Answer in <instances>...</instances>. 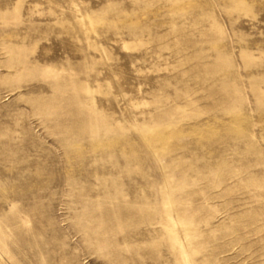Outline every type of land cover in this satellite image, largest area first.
I'll return each instance as SVG.
<instances>
[{
  "label": "rangeland",
  "instance_id": "rangeland-1",
  "mask_svg": "<svg viewBox=\"0 0 264 264\" xmlns=\"http://www.w3.org/2000/svg\"><path fill=\"white\" fill-rule=\"evenodd\" d=\"M0 264H264V0H0Z\"/></svg>",
  "mask_w": 264,
  "mask_h": 264
}]
</instances>
